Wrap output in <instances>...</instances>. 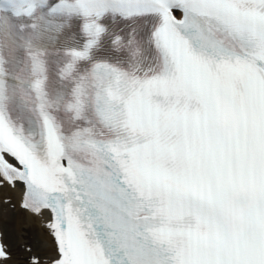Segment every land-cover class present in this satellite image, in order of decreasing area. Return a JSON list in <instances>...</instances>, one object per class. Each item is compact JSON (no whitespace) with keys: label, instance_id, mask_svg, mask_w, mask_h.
Masks as SVG:
<instances>
[{"label":"snow or ice","instance_id":"1","mask_svg":"<svg viewBox=\"0 0 264 264\" xmlns=\"http://www.w3.org/2000/svg\"><path fill=\"white\" fill-rule=\"evenodd\" d=\"M17 185L51 264H264V0H0Z\"/></svg>","mask_w":264,"mask_h":264},{"label":"bare ground","instance_id":"2","mask_svg":"<svg viewBox=\"0 0 264 264\" xmlns=\"http://www.w3.org/2000/svg\"><path fill=\"white\" fill-rule=\"evenodd\" d=\"M22 197L21 185L0 188V240L10 254L0 264H27L33 254L39 258V264H51L55 246L44 226L49 214L44 211L42 215H34L21 208Z\"/></svg>","mask_w":264,"mask_h":264}]
</instances>
